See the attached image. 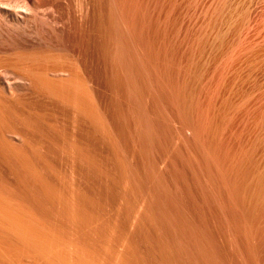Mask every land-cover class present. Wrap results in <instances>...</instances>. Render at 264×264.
Listing matches in <instances>:
<instances>
[{"label": "rangeland", "instance_id": "obj_1", "mask_svg": "<svg viewBox=\"0 0 264 264\" xmlns=\"http://www.w3.org/2000/svg\"><path fill=\"white\" fill-rule=\"evenodd\" d=\"M4 50L80 67L177 264H264V0H0Z\"/></svg>", "mask_w": 264, "mask_h": 264}, {"label": "bare ground", "instance_id": "obj_2", "mask_svg": "<svg viewBox=\"0 0 264 264\" xmlns=\"http://www.w3.org/2000/svg\"><path fill=\"white\" fill-rule=\"evenodd\" d=\"M4 51L0 264H177L80 67L60 52ZM11 76L31 92L10 89Z\"/></svg>", "mask_w": 264, "mask_h": 264}]
</instances>
